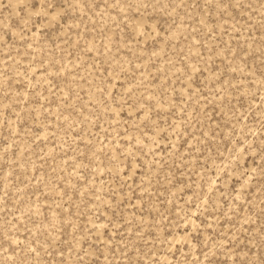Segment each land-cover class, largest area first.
Here are the masks:
<instances>
[{
  "label": "rangeland",
  "instance_id": "374dc122",
  "mask_svg": "<svg viewBox=\"0 0 264 264\" xmlns=\"http://www.w3.org/2000/svg\"><path fill=\"white\" fill-rule=\"evenodd\" d=\"M0 264H264V0H0Z\"/></svg>",
  "mask_w": 264,
  "mask_h": 264
}]
</instances>
